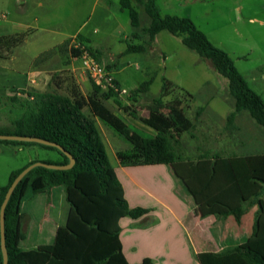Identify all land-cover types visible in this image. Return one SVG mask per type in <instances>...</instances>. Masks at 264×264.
Instances as JSON below:
<instances>
[{"label":"trees","instance_id":"16d2710c","mask_svg":"<svg viewBox=\"0 0 264 264\" xmlns=\"http://www.w3.org/2000/svg\"><path fill=\"white\" fill-rule=\"evenodd\" d=\"M120 3L121 8L129 12L133 36L141 35L146 39L144 44L128 43L126 53L145 52L162 30L181 36L188 49L210 60L215 70L227 78L229 93L235 101L234 110L227 115V122L233 125L236 115L246 110L257 124L264 127V98L251 88L229 53L213 43L190 17L162 15L156 0H135V4L133 0H120ZM141 8L149 17L146 26L141 24ZM81 37L78 35L75 38L85 44L98 60L92 47ZM71 52L76 57L80 50L71 45ZM106 67L111 70L110 65ZM58 76L54 74L53 80ZM154 78L151 76L142 81L136 91H148ZM175 88L178 86L164 78L161 94L154 98L155 108L146 120L156 134L141 137L132 142L129 150L119 151L120 163L172 164L192 190L217 195L218 200L209 207V212L216 216L234 215L240 222L246 210L244 204L257 203L259 209L253 232L245 242L222 252H200L197 259L200 264H264V153L223 156L219 152L205 150L195 158L185 155L180 148L179 133L189 132L194 122L176 107L168 108L163 102V97ZM70 90L67 93L52 89L19 90V95L25 98L13 97L19 105L14 109L12 131H0L56 142L75 159L69 169L36 166L15 187L5 208L8 264H129L119 237L121 219L127 216L138 218L148 213L146 208L129 206L93 118V115L99 117L131 139L130 126L103 102V98L109 99L118 93L95 82H92V92L88 95L83 94L77 85ZM86 107L93 115L85 111ZM201 111L203 107L198 110V115ZM0 141L21 146L38 145L58 153L57 159H33L13 170L8 183L0 190V207L15 177L29 164L35 161L52 164L69 162L68 156L55 146L32 141ZM60 185L65 187L70 211L66 223L58 227L55 241L34 249L21 248L20 241L25 237L22 221L26 217L21 212V204L27 189L49 191ZM0 264H3L1 229ZM139 264H153V260L145 257Z\"/></svg>","mask_w":264,"mask_h":264},{"label":"rangeland","instance_id":"374dc122","mask_svg":"<svg viewBox=\"0 0 264 264\" xmlns=\"http://www.w3.org/2000/svg\"><path fill=\"white\" fill-rule=\"evenodd\" d=\"M111 1V10L103 19L99 20L100 16L98 18L96 15L97 19H93L87 29H95L94 36L103 41L99 47L100 54L88 42L99 62L111 67L115 64L124 65L125 68L121 74L126 75L123 85L128 93L103 98V102L130 126L131 139L124 137L101 119L96 120L110 162L115 168L122 167L117 151L129 149L133 141L137 142L141 137H151L156 133L146 124V120L150 111L155 108L154 98L161 94L164 78L171 80L178 88L163 97V102L168 108L176 107L194 122L189 132L179 133L180 148L185 155L195 158L205 150L224 155L264 152V127L257 124L246 110L236 115L233 125L227 122V115L234 110L235 104L228 90L227 78L215 70L210 60L203 59L188 49L180 39L170 40V33L165 31L166 35L156 44L147 46L148 51L151 46L154 48L152 53L148 52L150 55L142 52L122 55L128 43L144 44L146 39L140 35L141 38L125 40L124 35L115 32L118 23H121V31L124 29L122 33L127 31L131 34L134 28L130 23L128 10L119 11L117 0ZM133 3L135 4V0ZM156 3L162 13L190 17L213 43L229 53L251 88L264 98V0H156ZM140 11L141 24L146 26L149 17L142 8ZM33 41L35 39H30L28 44L16 48L14 59L0 58V131H12L14 109L19 105L13 97L25 98L17 94L21 88L8 84L14 75L20 76L21 72L31 69L34 55L41 51V46ZM104 45H108L111 50H107ZM70 49L71 46L66 51ZM66 51H61L63 60L67 56ZM111 56L114 58L112 63ZM68 58L75 57L69 55ZM76 60L79 62L77 58ZM52 65L53 69H59L61 62H54ZM61 72L64 71H55L53 74L59 76L55 77L51 85H42L43 89L61 93L71 91L65 88L64 83L60 84L64 77ZM151 76L155 78L149 90L137 92L134 87ZM92 82L87 75L85 79L81 78L77 86L83 94L88 95L92 92ZM42 86L40 84L38 89L42 90ZM201 107L203 111L198 115ZM85 111L93 115L89 107ZM57 157V152L38 145L21 146L0 141V186L8 182L12 170L25 166L31 159Z\"/></svg>","mask_w":264,"mask_h":264},{"label":"crops","instance_id":"0c3cea01","mask_svg":"<svg viewBox=\"0 0 264 264\" xmlns=\"http://www.w3.org/2000/svg\"><path fill=\"white\" fill-rule=\"evenodd\" d=\"M117 4L118 10L123 11L120 0H117ZM111 8V0H0V12L8 15L6 19L0 20V58L14 59V50L22 44H28L30 39H35L33 42L41 46V51L32 59L31 69L21 72L20 76L14 75L8 85L21 90L33 87L38 89L40 84L51 85L54 81L53 73L57 70L64 71L60 73L64 75L60 84L64 83L65 88L78 85L81 78L85 79L87 75L76 58H68L72 53L71 49L69 52L66 49L80 35L100 54L99 47L103 41L94 36L95 29L88 30L87 26L93 19H97L96 15L98 18L100 16L99 20L103 19ZM118 25L114 30L124 35L125 40L137 38L133 32L122 33L124 29L121 31V23ZM165 31L156 35L152 45L166 35ZM170 35V40L174 38L182 42L181 36ZM104 47L111 50L108 45ZM148 49L142 53H152L154 50L152 46L151 50ZM61 51H66L64 60ZM110 58L112 63L114 58ZM59 61L61 67L53 69L52 63ZM116 65L111 70L119 84L124 86L123 82L127 79L125 74H121L125 71L124 65ZM43 86L40 88L45 90ZM93 118L96 122L99 117ZM255 153L264 152L239 154ZM118 161L120 163L119 158ZM120 165L122 167L116 168V171L129 206L148 209V213L141 217L127 216L121 219L119 237L129 264H139L145 257H150L153 264H200L197 259L200 252L232 249L252 234L259 209L257 203L244 204L246 210L240 222L234 215L216 216L209 212V207L218 200L217 195L200 194L195 189L193 191L176 173L172 164ZM5 185H1L0 190ZM69 211L70 204L63 185L52 187L49 191H35L29 187L21 204V212L28 217L22 221L25 237L20 241V247L29 250L52 244L58 227L66 223Z\"/></svg>","mask_w":264,"mask_h":264},{"label":"water","instance_id":"95a60500","mask_svg":"<svg viewBox=\"0 0 264 264\" xmlns=\"http://www.w3.org/2000/svg\"><path fill=\"white\" fill-rule=\"evenodd\" d=\"M0 139H5V140H19V141H32V142H37L45 145H51L59 148L64 154H66L69 158V162L67 164H52V163H47L43 161H35L31 164H29L27 167H25L13 180L11 185L9 186L4 200L1 204L0 207V229H1V246H2V252H3V264H8V252H7V247L5 243V208L7 206V203L17 186V184L21 181V179L34 167L36 166H44L47 168H52V169H69L71 168L74 163L75 159L72 156V154L68 151H66L61 145H59L56 142H52L49 140H46L41 137H36V136H26V135H17V134H3L0 133Z\"/></svg>","mask_w":264,"mask_h":264},{"label":"built area","instance_id":"2783aa9c","mask_svg":"<svg viewBox=\"0 0 264 264\" xmlns=\"http://www.w3.org/2000/svg\"><path fill=\"white\" fill-rule=\"evenodd\" d=\"M7 17V13L0 12V20L6 19ZM71 45L80 50L79 54L75 58L79 60L82 70L91 78L93 82L100 85L104 89H112L119 95H126L128 93V90L124 86L116 82L113 71L101 64L89 51L85 44L80 43L76 40V38H74Z\"/></svg>","mask_w":264,"mask_h":264}]
</instances>
